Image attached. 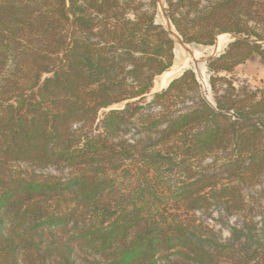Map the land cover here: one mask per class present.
<instances>
[{"label":"trees","instance_id":"trees-1","mask_svg":"<svg viewBox=\"0 0 264 264\" xmlns=\"http://www.w3.org/2000/svg\"><path fill=\"white\" fill-rule=\"evenodd\" d=\"M155 3L0 0V264H264V0H166L210 98Z\"/></svg>","mask_w":264,"mask_h":264},{"label":"rangeland","instance_id":"rangeland-1","mask_svg":"<svg viewBox=\"0 0 264 264\" xmlns=\"http://www.w3.org/2000/svg\"><path fill=\"white\" fill-rule=\"evenodd\" d=\"M165 2L166 0H156L153 9L155 11L156 21L164 25L174 39V58L169 69L154 78L151 91H157L165 87L173 77L179 75L183 70L192 69L196 78L201 83L202 89L206 92L207 97L210 98L207 85L208 73L205 66L206 60L216 56L223 50L225 45L231 41L230 34H221L222 36L220 37H218V35L212 45L185 43L181 40L165 15ZM229 75L233 77V83L235 85L243 84L255 90L264 88V65L260 62L256 54H253L250 58L238 64ZM43 172L58 174L57 171L51 169H47ZM217 216V214H213V217ZM228 221L231 223L234 220L230 218ZM208 222L216 229H222L221 234L223 237L228 236L227 230L221 228V222L219 220H208Z\"/></svg>","mask_w":264,"mask_h":264},{"label":"bare ground","instance_id":"bare-ground-1","mask_svg":"<svg viewBox=\"0 0 264 264\" xmlns=\"http://www.w3.org/2000/svg\"><path fill=\"white\" fill-rule=\"evenodd\" d=\"M223 35V34H222ZM222 35H219L218 37L222 36Z\"/></svg>","mask_w":264,"mask_h":264}]
</instances>
